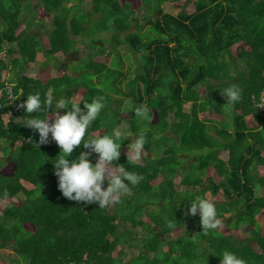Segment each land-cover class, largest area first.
<instances>
[{"label":"trees","instance_id":"obj_1","mask_svg":"<svg viewBox=\"0 0 264 264\" xmlns=\"http://www.w3.org/2000/svg\"><path fill=\"white\" fill-rule=\"evenodd\" d=\"M26 1L0 0V19L6 24L0 31V68L6 61L9 65L2 80L0 71V142L6 145L0 202L19 194L24 198L0 213V248L16 254L12 264H220L218 255L225 249L246 264H264V229L257 222L264 212V102L260 101L264 0H194L192 12L183 8L175 14L165 12L154 0H144L138 11L129 0ZM84 2L90 6L88 13L80 7ZM74 7L83 12L76 10L72 18L67 10ZM47 20L53 27L48 36L50 57L56 52L71 54L81 42L109 60L86 56L85 71L92 74L87 81L72 82L68 72L47 79L25 73L44 49L38 37L25 32L36 21L45 24ZM23 23L26 30L19 32ZM102 34L108 36L110 49L102 45L107 39L98 41ZM238 43L240 50L233 55ZM55 61L56 56L44 60L42 68ZM12 83L16 86L10 87L8 97L6 87ZM202 84L208 88L204 98L198 90ZM233 84L241 88L242 98L228 106L221 90ZM80 90L81 107L96 97H103L105 103L85 139L100 129H105L101 134H110L120 123V107L110 106L111 97L150 109L149 119L134 117L132 112L129 127L132 133L146 135L144 149L150 156L128 160L125 140L116 162L143 180L130 186L120 203L105 208L63 197L53 165L61 149L51 139L39 148L27 143L29 137L34 143L39 137L23 124L28 117L19 107L27 95L37 92L42 100L51 95L54 102L65 98L75 103L71 98ZM187 102L191 105L185 110ZM210 109L224 117L217 130L219 138L210 137V120L199 115ZM226 110L227 118L222 113ZM248 116L255 126L249 124ZM151 118L156 122L151 123ZM191 147L209 151L193 157L186 152ZM81 151H86L82 144L72 158ZM208 168L215 169L221 179L202 178L200 172ZM160 173L164 178L157 182ZM197 196L215 203L225 232L220 228L203 231L199 216L187 214ZM122 222L129 227L121 229ZM242 226L248 227V235L240 232ZM117 246L123 249L115 253ZM134 247L138 252L126 263V249Z\"/></svg>","mask_w":264,"mask_h":264},{"label":"clouds","instance_id":"obj_2","mask_svg":"<svg viewBox=\"0 0 264 264\" xmlns=\"http://www.w3.org/2000/svg\"><path fill=\"white\" fill-rule=\"evenodd\" d=\"M8 86L16 85L12 83ZM221 95L225 97L228 106H232L241 100L242 90L233 84L223 88ZM80 105L81 103L70 104L65 98L54 102L51 95L42 100L38 92L27 95L19 105L28 117L23 124L38 133L39 137L36 143L29 137L27 143L39 148L40 145L48 144L51 139L60 147L59 158L55 159L53 165L57 187L63 197L78 204H97L99 208L118 204L124 195L130 193V186H137L143 180L142 175L129 171L121 166L123 164L116 163L121 157L122 141H129L127 159L139 161L147 142L146 135L143 132L130 133L129 123L121 120L123 123L114 126L110 134L97 133L85 139L87 130L105 108V103L103 97H96L91 102L84 101L83 107ZM130 110L134 117L141 119L150 117V109L146 105L133 106ZM33 113L35 115H29ZM37 113L48 115L37 118ZM81 144L86 151H81L78 156L72 158L75 149ZM93 154L95 162L90 159ZM187 214L199 216L203 231L216 230L222 225L215 203L205 196H197L190 202ZM218 257L220 264H246L244 259L227 249ZM72 263L81 264L79 262L69 264Z\"/></svg>","mask_w":264,"mask_h":264},{"label":"rangeland","instance_id":"obj_3","mask_svg":"<svg viewBox=\"0 0 264 264\" xmlns=\"http://www.w3.org/2000/svg\"><path fill=\"white\" fill-rule=\"evenodd\" d=\"M131 2L130 5H132L133 9L138 11V9H140V7H143V5L141 4L144 0H129ZM156 2H160V6H163L164 7V10L165 12H170V13H173L175 14L178 10L180 11L181 9H185L188 13L192 12L194 10V3L193 1L194 0H176L174 2H172L171 0H154ZM27 1L25 0V3ZM68 2V1H66ZM163 2V3H162ZM80 7H82L85 12L88 13L89 11V4L87 2H84L80 5ZM80 7H75L73 9H68L67 10V13L70 15V17H74V12H76V10L80 11V12H83V9H81ZM29 8V7H28ZM91 10V9H90ZM142 13V10L140 12V14L138 16H140ZM27 15V11L26 12H23V17ZM22 17V19H23ZM21 19V20H22ZM45 24H42V22L40 21H36L35 22V25L30 28V29H27V31L25 33H32L34 34V38L35 36L38 37L40 39V41L42 42V45L44 47L43 51L40 52L36 58L35 61L29 63L28 65L30 67H28L29 69L26 70L25 73H33V74H40L42 76H44V78H51V77H56L60 74H62L63 72L64 73H67L68 76L70 77V80L72 82H80L81 78L84 79L83 81H87V78L91 77L92 74L91 73H87L85 71V67H84V64L87 62V59H86V56H92L93 59H96V60H109V58H107L106 55H102L101 53H98L96 51L94 52H91L87 46H86V43H81L79 42L77 45H76V50L71 53V54H59L60 52H57V56H56V61L54 63H50L49 66H47L46 68H42V61L43 60H46V59H52L55 57V56H52L50 57L48 55L49 53V40H48V36L51 34V32L53 31V27L51 29V21L47 20V21H44ZM20 28H19V32H23L25 31V23L23 24H20ZM6 24L3 22L1 23V19H0V31H3L4 28H5ZM51 30V31H50ZM28 35V34H26ZM77 38H79V36H76ZM104 40V39H107L106 42L104 41V47L106 49H110V41L108 39V36L106 35H99V39L98 41L101 42V40ZM240 44L241 43H238L236 44V46L233 47V55H237V53L239 52L240 50ZM13 46V48L15 49V52H17L18 50L17 47H16V44H11ZM39 52V51H37ZM48 52V53H47ZM17 55V54H16ZM56 55V53H55ZM86 60V61H84ZM22 66H24L26 63L24 62H21L20 63ZM117 69L120 70L119 66L116 67ZM9 69V65H8V61L5 62V64L3 65L2 68H0V71H1V80L4 78V76L6 75L7 71ZM83 70L85 71L83 74L82 72H78V70ZM18 70V68H17ZM19 70H21V68L19 67ZM81 74V75H80ZM98 84L97 86L99 87L100 84H99V81H97ZM1 89V88H0ZM199 93L201 95L202 98L205 97V95L207 94L208 92V88H207V85L206 84H202L200 85L199 87ZM52 92V90H51ZM50 93V92H49ZM76 96H74L71 100L72 102H75V103H78L80 101V99H82V95H83V90H80L79 92L76 91ZM206 99V98H205ZM111 100H112V104H110V106L112 108H118L120 107V118L121 120H124V121H127L129 123V125H131L132 123V111L130 110L131 108H133V103L131 100H127V101H124L120 98H118L117 96H115V98L111 97ZM71 103V102H69ZM191 105V102H187L186 104H184V109L185 110H188L189 109V106ZM108 107V106H107ZM59 112H63V110H58ZM108 111V110H107ZM126 112V113H124ZM226 111H223L222 113H224L225 115V118H227L226 116ZM200 117L201 118H204L206 120H213L214 122H218L217 124L216 123H212V121L208 122V125H210L211 127L209 128L208 130V134L210 135V137L212 139L214 138H219V134L217 132V130L220 129V127L222 126L223 124V121H224V117L221 116L219 114L218 111H213V109H210L209 111H204V112H201L200 114ZM3 118L6 120H8L9 118V113H6V114H3ZM248 119V122L251 126H255L257 123L256 121L253 119L252 116H248L247 117ZM120 120V123L118 125H121L123 122ZM230 120V119H228ZM150 122L151 123H154L156 122V119L155 118H151L150 119ZM221 122V124H220ZM130 127V126H129ZM105 129H100L98 132H95L94 135H96L97 133H102ZM129 131L130 133H132V131L130 130L129 128ZM168 133L171 134L170 130H168ZM132 134H137V133H132ZM209 135L207 136V138L209 137ZM174 137V136H172ZM5 144L0 142V169L2 168V165L4 164L2 161H6V157H4V154H3V151H4V148H5ZM123 150L127 153V150H128V145L125 146V148H123ZM209 150L206 148V147H203V148H197V147H191V148H187L186 149V152L188 153L189 156H193V157H196V153H205V152H208ZM182 155H186L184 153H180ZM160 156L162 155V153H154V156ZM180 155L179 158L182 159L183 161H185L184 159L185 158H182L183 156ZM150 156V154L148 153V151H146L145 149H143V152H142V156H141V159L142 160L144 157H148ZM92 158L95 159V155L93 154L92 155ZM139 160V161H140ZM188 161H194L193 158H189ZM4 169H7V168H4ZM9 172L11 173V170L12 168H8ZM200 176L202 178H206L208 176L212 177L213 179L215 180H220L221 177H219V175L217 174L216 170L213 169V168H208L207 170L205 171H202L200 172ZM164 175L162 173H160L158 176H157V182L161 181L164 177ZM176 188L179 187V183H178V180L174 182ZM29 186V185H28ZM33 186H29L28 188H32ZM181 189V187H180ZM256 193L257 194H260V190L257 189L256 190ZM218 199H220L221 201L224 200L223 196L222 195H219L218 196ZM24 200V198L19 194L18 196H16L14 199H10V200H4L2 202H0V213L2 212V210L6 207V206H9L11 204H19V203H22ZM226 216H229V215H226ZM257 222L260 223V226H261V229H264V212L262 213V215L257 218ZM126 227H129L128 225V222H122L121 223V229H124ZM137 230H139V228H137ZM220 230L225 232V228H224V224L222 223L221 227H220ZM177 231H179V229H177ZM177 231L175 233H177ZM241 233H243L244 235H248L249 234V229L247 226H242L241 230H240ZM174 235V233H173ZM175 236V235H174ZM166 248V246L164 247ZM123 247L122 246H117V249L115 251V253H118L120 250H122ZM127 251V255H125L123 257V261H125L126 263L129 262V259H131L132 255L136 254L138 251L137 249L134 247V248H127L126 249ZM16 254H14V252L12 250H7V249H4V248H0V264H12V260L11 258L12 257H15Z\"/></svg>","mask_w":264,"mask_h":264},{"label":"built area","instance_id":"obj_4","mask_svg":"<svg viewBox=\"0 0 264 264\" xmlns=\"http://www.w3.org/2000/svg\"><path fill=\"white\" fill-rule=\"evenodd\" d=\"M6 89L8 90V97H11L12 89L9 86L6 87ZM2 96H3V92H2V89H0V97H2ZM260 101H261V105H262V103L264 102V90L262 91ZM72 264H74V263H72Z\"/></svg>","mask_w":264,"mask_h":264},{"label":"crops","instance_id":"obj_5","mask_svg":"<svg viewBox=\"0 0 264 264\" xmlns=\"http://www.w3.org/2000/svg\"><path fill=\"white\" fill-rule=\"evenodd\" d=\"M39 53H40V52H39ZM39 53H38V54H39ZM38 54H37V56H38ZM59 54H63V53H59ZM55 56H57V52H56V55H55ZM43 61H44V60H43ZM43 61H42V66H43ZM50 93H51V92H50ZM208 122H209V121H208ZM128 144H129V141H128L127 145H128ZM127 145H126V146H127ZM124 148H125V147H124ZM92 161L95 162V159L92 158ZM140 161H141V160H140Z\"/></svg>","mask_w":264,"mask_h":264}]
</instances>
